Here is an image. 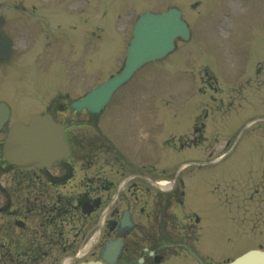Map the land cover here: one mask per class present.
Here are the masks:
<instances>
[{
  "label": "rangeland",
  "instance_id": "374dc122",
  "mask_svg": "<svg viewBox=\"0 0 264 264\" xmlns=\"http://www.w3.org/2000/svg\"><path fill=\"white\" fill-rule=\"evenodd\" d=\"M49 1L52 2L49 5L50 8L58 16L69 18L68 22L61 23L59 29L52 26V21L46 20L44 37L49 40L58 36L73 39L83 37L89 41L91 36L96 40L94 36L96 33V38L99 36L101 40L99 43L95 42V59L88 54H85L83 59H77L76 55L79 53L74 56L73 49L59 50L53 47L54 45L49 46L45 51L46 46L42 48V42L35 43L38 44L36 50L33 47V37L24 31L28 26L22 23L31 24L32 20L40 17L26 16L20 12L26 7L40 8L44 0H0L1 14H4L2 9L7 8L8 4L20 6L18 13L15 11L16 15H20L13 23L17 29L11 28L10 20L6 22V31L11 33L13 38L19 39L22 38L21 35H25L17 47V53L21 55L29 49L35 50H30L21 56L23 60L13 59V63L11 62L12 67L14 65L17 67V73L15 69L12 70L15 78L8 82V85H12L13 88L4 90L0 86V101L11 107L10 122L26 121L33 111L43 110L57 94L60 97L59 100L65 96L72 100L84 94L85 90L92 85L107 80L124 58V48L137 14L144 9L162 10L167 5L175 3L187 22L192 24V41L186 48L179 45L176 54H173L165 63H159L163 65L147 67L143 75L140 74L123 92H119L112 101L111 107L101 117V124L110 127L122 124L127 127L132 119L133 126L138 131L134 137L136 138L148 131L145 129L148 128V124L142 122L140 117L143 113L149 112L150 124H154L155 118V122L161 125L160 152L161 156H165L167 153L179 151L178 143L190 135L188 128L178 126H182L183 123L186 125L194 113L206 115L204 132L206 140L213 139L214 142L218 140L219 144L230 141L229 146L221 150L220 147L209 145L211 142H205L202 148L197 147L192 151H186L184 157L190 154L192 157L204 159L203 148L214 151L213 155L216 156L227 152L223 162L217 165L218 171L221 170L227 180L240 181V183L226 181L224 186L234 190H231L232 195L226 200L233 202L231 205L235 207H241L236 213L229 212L230 207H219L218 216L209 192L206 193L209 200H205L203 195L199 196L197 193L196 186L192 188V204L188 203L187 207L201 214L206 222L208 221L205 246L209 247L208 251L213 253L216 251L219 257L235 258L246 250L264 245V141L255 133L258 125L254 126L250 123L254 115L246 104H249L250 94L248 82L241 83L244 89L237 92L240 83L238 77L248 76L251 71V61L257 59L258 38L264 43V0H91L92 9L96 15L99 14V17L95 15L96 25L92 35L90 25L84 21L83 10L91 7L88 0H77L78 5L75 4V7H72L67 0ZM126 7L128 11H123L117 17L119 26L115 31L114 15L119 14ZM86 17L94 18L93 11L91 10ZM80 19L82 21L79 22L82 24L78 22ZM90 23L92 24L93 20ZM254 33L258 36L254 37ZM26 40H30L28 46L25 44ZM102 42L104 45L107 43L105 50L102 47L99 48ZM111 51L114 56L110 54ZM34 52L38 55L36 58H34ZM68 59H71V63ZM91 59H93L91 62L93 69L87 70V61ZM64 63L69 64L64 65ZM74 68H77L76 75L73 72ZM200 68L210 71L204 77L205 85L201 84L202 89L206 90L204 92L206 95L196 92L197 87H200L199 78L202 76ZM189 69H193L194 72ZM199 70L201 72H198ZM12 75H8L9 79ZM215 78L219 85L214 83ZM207 84L215 85L217 90H209ZM49 85L52 87L49 88ZM46 87L50 91H46ZM15 93H19L22 99L26 97V101L20 99ZM239 98H244L242 102L245 104H238ZM43 99L44 101H41ZM223 102L227 104L223 106ZM231 102L233 105L229 104ZM173 105L176 106L173 107ZM179 105L184 107L179 108ZM206 108L209 111L201 112ZM164 114L169 119L165 121L166 124L163 123V120L167 118ZM141 126L142 128L139 129ZM158 129V127L155 128V131ZM158 134L160 137L159 132ZM82 135L86 137L85 141L88 143L89 134L84 132ZM1 137L2 135L0 139ZM173 159V153L162 158V166L170 167L171 164L168 163L174 161ZM208 173L201 175L214 178V173L210 174L211 171ZM182 178L189 183L192 176L184 175ZM216 185L219 186L220 191H223L222 183L214 178L211 186ZM238 187H241V193L238 192ZM255 189L258 190L255 191ZM228 195L230 192L226 190L225 196ZM218 199H224V197L218 196ZM245 204L248 208L244 207ZM240 209H245L250 217L247 216V221L235 222L231 217L242 215Z\"/></svg>",
  "mask_w": 264,
  "mask_h": 264
},
{
  "label": "flooded vegetation",
  "instance_id": "af4514ba",
  "mask_svg": "<svg viewBox=\"0 0 264 264\" xmlns=\"http://www.w3.org/2000/svg\"><path fill=\"white\" fill-rule=\"evenodd\" d=\"M254 69L256 75L264 74V64L256 63ZM65 111L57 106L49 113L55 122L68 124V160L27 171L10 169L0 158V173L11 175L0 191V264H61L66 257L75 264L74 255L88 237L87 223L93 224L103 208L104 230L91 248L90 259H98L104 242L118 239L122 252L116 264H176L177 248L186 249L195 264H208L188 247L200 218L185 215L183 224L176 222L183 200H161L153 184L160 178L159 167L147 166L138 155L98 153L95 136L86 148L73 128L88 126L96 134V121L57 118L67 115ZM109 143L103 144L108 147ZM175 190L171 193L178 197ZM125 215L130 217V228L120 224Z\"/></svg>",
  "mask_w": 264,
  "mask_h": 264
},
{
  "label": "water",
  "instance_id": "95a60500",
  "mask_svg": "<svg viewBox=\"0 0 264 264\" xmlns=\"http://www.w3.org/2000/svg\"><path fill=\"white\" fill-rule=\"evenodd\" d=\"M176 37L188 38V30L180 20V13L170 10L163 15L146 13L139 17L130 44L127 48L126 61L123 71L116 77L90 92L83 100L73 105L74 109L85 108L90 113H97L107 104L117 88L122 86L133 73L147 62L163 57L173 49ZM2 117L0 126L6 120L7 110L0 106ZM39 119H35L29 128L16 126L9 130L3 153L16 165H40L42 156L32 158L31 155L41 153L45 147L52 152V157L61 156V130L53 126H42ZM44 130L48 131L49 140H44ZM60 131V132H59ZM233 264H264V253L253 251Z\"/></svg>",
  "mask_w": 264,
  "mask_h": 264
},
{
  "label": "bare ground",
  "instance_id": "6f19581e",
  "mask_svg": "<svg viewBox=\"0 0 264 264\" xmlns=\"http://www.w3.org/2000/svg\"><path fill=\"white\" fill-rule=\"evenodd\" d=\"M160 187H161V189H163V188H165V187H167V186H166L165 183H161V184H160Z\"/></svg>",
  "mask_w": 264,
  "mask_h": 264
}]
</instances>
